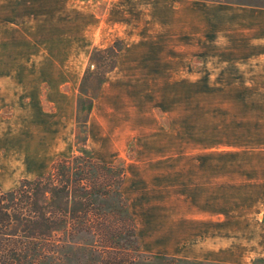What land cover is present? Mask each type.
Returning a JSON list of instances; mask_svg holds the SVG:
<instances>
[{
  "label": "rangeland",
  "instance_id": "1",
  "mask_svg": "<svg viewBox=\"0 0 264 264\" xmlns=\"http://www.w3.org/2000/svg\"><path fill=\"white\" fill-rule=\"evenodd\" d=\"M263 9L264 0H0L1 189L86 147L125 167L134 264H264L263 215L243 216L244 203H261L264 137L247 134L237 148L235 132L242 116L247 128L264 125V74L232 78L226 65L227 26L245 25L249 41ZM130 40L138 48L119 63ZM40 197L48 209L64 203ZM61 243L52 264H97L93 235Z\"/></svg>",
  "mask_w": 264,
  "mask_h": 264
},
{
  "label": "trees",
  "instance_id": "2",
  "mask_svg": "<svg viewBox=\"0 0 264 264\" xmlns=\"http://www.w3.org/2000/svg\"><path fill=\"white\" fill-rule=\"evenodd\" d=\"M125 180L123 165L101 161L85 147L71 157L56 158L49 172L14 190L0 187L1 262L52 264L66 235L86 233L95 238L97 264H134L140 248L136 219L123 193ZM36 193L40 198L62 196L64 203L48 209L46 203H36ZM98 199L114 200L104 206ZM35 222H43L47 230L30 234ZM121 238L130 246H123Z\"/></svg>",
  "mask_w": 264,
  "mask_h": 264
},
{
  "label": "crops",
  "instance_id": "3",
  "mask_svg": "<svg viewBox=\"0 0 264 264\" xmlns=\"http://www.w3.org/2000/svg\"><path fill=\"white\" fill-rule=\"evenodd\" d=\"M264 10V9H263ZM246 26L243 24L234 25L229 24L226 30V65L228 72H231L232 78L237 79H259L262 78V74H264V29L262 31H258L257 35H249V41L246 40L245 28ZM264 28V27H263ZM257 32V33H258ZM138 41L133 42L127 41L121 52L119 53V63H122V59L124 53L126 51L129 54H132V49L137 47ZM138 48V47H137ZM180 48V46H178ZM181 48H184L182 46ZM246 61L252 67V70L248 71L245 68ZM234 74H236L234 76ZM227 77H230L227 75ZM246 117L242 116L238 122L236 127V138L239 140V146L237 148H245V137L247 134H250L252 138L264 137V125H260L257 122L259 120H250V128H247ZM264 122V120H263ZM253 143V142H252ZM257 143V153H259L260 161L263 160V164L259 165V169L257 171V189L259 192V201L261 203H244L245 207L249 211H245L243 216L250 214V207L252 209H259V214H262V222L264 224V141ZM234 147V146H233ZM231 207H233V203ZM168 206L170 203L167 204ZM205 206H211L212 203H204ZM199 204L197 203V207ZM170 212L168 211L167 214ZM181 215H184L182 213ZM208 216V215H207Z\"/></svg>",
  "mask_w": 264,
  "mask_h": 264
}]
</instances>
